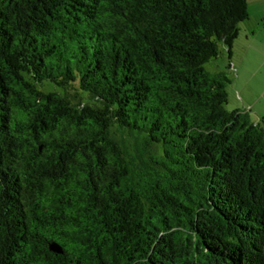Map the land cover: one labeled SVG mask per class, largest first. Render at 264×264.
Wrapping results in <instances>:
<instances>
[{"label": "trees", "instance_id": "16d2710c", "mask_svg": "<svg viewBox=\"0 0 264 264\" xmlns=\"http://www.w3.org/2000/svg\"><path fill=\"white\" fill-rule=\"evenodd\" d=\"M248 20L0 0V264H264V128L206 68Z\"/></svg>", "mask_w": 264, "mask_h": 264}, {"label": "rangeland", "instance_id": "374dc122", "mask_svg": "<svg viewBox=\"0 0 264 264\" xmlns=\"http://www.w3.org/2000/svg\"><path fill=\"white\" fill-rule=\"evenodd\" d=\"M263 17L264 0H250V20L246 21V24L242 25V31L240 32L239 37L234 42L235 53L233 56V60L234 63L237 64V72L234 67L232 69L228 68L230 59L228 58L227 48L222 43L220 44L219 56L213 58L209 63L206 64V68L210 72L216 73L225 71L232 79V82L227 85L229 97L226 107L229 110L235 108H244L240 96V93H242V95L247 99L254 100L255 98L256 102L253 105L255 106L254 111L264 112V57L259 59L258 56L256 57L255 55L254 58L252 56L253 50H250V43H261L260 40L261 38H263V36H261L262 34H260L261 31L254 32L260 25H262ZM241 47H244V53L242 57H239L237 55L238 48ZM249 50L250 54L245 57L246 53ZM240 63H242V66L240 72H238V64ZM245 91H248V95H244ZM236 98L240 100L241 107H237V102L234 100ZM244 104H246V106L248 105L247 102ZM260 124L264 128V119L260 120Z\"/></svg>", "mask_w": 264, "mask_h": 264}, {"label": "crops", "instance_id": "0c3cea01", "mask_svg": "<svg viewBox=\"0 0 264 264\" xmlns=\"http://www.w3.org/2000/svg\"><path fill=\"white\" fill-rule=\"evenodd\" d=\"M259 23V22H258ZM256 31H261L260 34H262L261 36H263V38H261V43H250V50L252 49V56L255 58V55L256 57L258 56L259 59L263 58L264 57V29L262 28V26L260 25L258 27V29H256L254 32ZM250 50L246 53L245 57L248 56L250 54ZM244 57V58H245ZM244 60V59H243ZM239 63V62H238ZM237 65V64H236ZM236 65H234V68L237 72V67ZM239 65V69H238V72H240V69H241V66H242V63L238 64ZM244 95H248V91H245V94ZM240 96H241V99H242V104L244 105V108L243 109H247L249 110V112L251 113V117H252V120L255 121V122H260V120L264 119V112H259V111H254V107L253 106L255 104V98L254 100H250V99H247L245 98L242 93H240ZM236 102H237V107H241V103H240V100L239 99H234ZM248 103V105L246 106V104L244 103Z\"/></svg>", "mask_w": 264, "mask_h": 264}]
</instances>
